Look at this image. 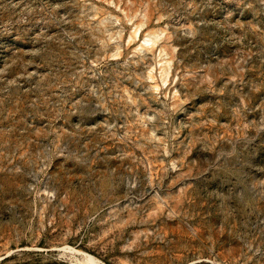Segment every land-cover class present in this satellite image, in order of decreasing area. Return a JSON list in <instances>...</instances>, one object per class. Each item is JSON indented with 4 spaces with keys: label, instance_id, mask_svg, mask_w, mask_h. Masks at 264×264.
<instances>
[{
    "label": "rangeland",
    "instance_id": "obj_1",
    "mask_svg": "<svg viewBox=\"0 0 264 264\" xmlns=\"http://www.w3.org/2000/svg\"><path fill=\"white\" fill-rule=\"evenodd\" d=\"M0 264H264V0H0Z\"/></svg>",
    "mask_w": 264,
    "mask_h": 264
}]
</instances>
